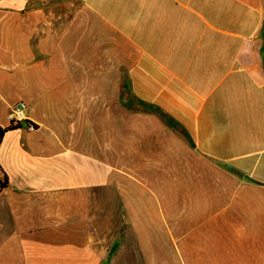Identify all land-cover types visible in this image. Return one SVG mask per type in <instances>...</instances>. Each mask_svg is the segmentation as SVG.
I'll return each mask as SVG.
<instances>
[{"label":"crops","instance_id":"crops-1","mask_svg":"<svg viewBox=\"0 0 264 264\" xmlns=\"http://www.w3.org/2000/svg\"><path fill=\"white\" fill-rule=\"evenodd\" d=\"M20 102L0 264H264V0H0Z\"/></svg>","mask_w":264,"mask_h":264},{"label":"built area","instance_id":"built-area-1","mask_svg":"<svg viewBox=\"0 0 264 264\" xmlns=\"http://www.w3.org/2000/svg\"><path fill=\"white\" fill-rule=\"evenodd\" d=\"M9 117H10L11 123L16 125V126L21 124L22 122H25L27 119V106H26V104L23 102L16 104L12 108ZM28 129L33 130V129H35V126L33 124H29Z\"/></svg>","mask_w":264,"mask_h":264},{"label":"trees","instance_id":"trees-1","mask_svg":"<svg viewBox=\"0 0 264 264\" xmlns=\"http://www.w3.org/2000/svg\"><path fill=\"white\" fill-rule=\"evenodd\" d=\"M27 124L29 125L30 123H27ZM18 127H20V124L16 126V125H14V124H12V123H11V126H10L9 128L2 129V128L0 127V144H1L2 139H3V137H4V135H5V133H6L7 131L12 130V129H15V128H18ZM7 185H8L7 178H6V176L0 171V191L4 190V189L7 187Z\"/></svg>","mask_w":264,"mask_h":264}]
</instances>
